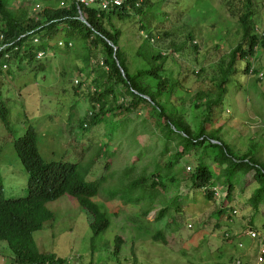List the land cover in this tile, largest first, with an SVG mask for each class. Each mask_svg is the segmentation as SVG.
Returning a JSON list of instances; mask_svg holds the SVG:
<instances>
[{"label":"rangeland","instance_id":"rangeland-1","mask_svg":"<svg viewBox=\"0 0 264 264\" xmlns=\"http://www.w3.org/2000/svg\"><path fill=\"white\" fill-rule=\"evenodd\" d=\"M68 3L8 0L7 9L23 23L40 24L46 22L45 10L68 9ZM126 8L104 26L111 34L119 33L129 72L145 69L147 63L155 64L153 59L163 56V76L172 83L163 101L176 111L175 119L189 128L193 138L201 134L208 141L188 148L176 134L165 142L155 110L143 104L131 111L121 102L127 92L116 79L111 83L115 94L106 93L102 80L112 75L100 63L113 56L95 37L83 43L73 41L69 51L63 48L65 41L58 48L48 47L39 35L32 47L45 46L44 58L22 62L19 67L14 62L10 71H0V102L9 111L8 127L0 119L4 199L27 196L28 174L14 142L31 127L45 163H92L87 182L114 174L94 198L109 218V228L91 241V218L74 199L63 196L48 204L53 220L33 236L40 253L54 255L65 264H235L236 260L257 264L259 242L248 238L246 231L253 228L264 244V202H254L260 183L255 171H236L230 182L225 180L221 173L227 167L218 168L209 144L219 141L237 159L252 160L264 170V46L252 57L236 60L222 102L216 107L210 104L218 96L216 86L231 53L238 46L246 49L244 17L250 35H264V0H149L141 14L129 5ZM63 34L61 29L52 43L63 39ZM142 81L156 86L151 79ZM94 118L100 124L94 125ZM107 164L109 172L104 171ZM201 164L214 171L220 196L215 201H207L193 185L192 176ZM163 166L170 170L151 177ZM137 178V182L145 181L147 190L156 192L151 203L137 202L134 195L120 191L125 186L128 191ZM158 234L164 235L165 242L154 240ZM116 238L122 242L118 256ZM0 264H13V255L3 242Z\"/></svg>","mask_w":264,"mask_h":264},{"label":"trees","instance_id":"trees-1","mask_svg":"<svg viewBox=\"0 0 264 264\" xmlns=\"http://www.w3.org/2000/svg\"><path fill=\"white\" fill-rule=\"evenodd\" d=\"M7 3L8 0H0V21L4 25L3 29H0V35L4 37L3 42L0 43V48L2 49L4 46V53L9 54L10 67L14 62H17L19 67L22 62L35 61L37 50H41L45 46H41L40 43L38 49L32 47V37L41 35L39 37L40 42L45 43L48 47L56 45L58 48L59 43L65 41L63 48L69 51L73 48V41L83 43L90 37H95L105 51L113 56V60H105L104 63L105 69H108L107 74L112 75L111 79L102 80V87H105L106 93L115 94L116 88L111 83L112 79H116L127 92L126 97H123L121 102L129 107L131 111H137L143 104L155 110L159 116L160 132L166 138L165 142L171 140L176 134L181 140V144L185 143L188 148L199 147L208 141V138L201 134L193 138L189 128L184 127L182 123L175 119L176 111L173 108L170 109L167 102L163 101L164 95L168 94L169 89L172 88V83L163 76L165 58L158 56L161 58L160 63L156 64L158 57L154 58L155 64L147 63L145 69L131 74L119 47V33L111 34L104 26V22L109 21L113 16H118L121 11L127 9V5L131 6L136 13H143L144 6L149 3V0H126L123 8L101 15H97L96 11L80 8L85 21L79 19V8L71 3L67 7L68 9L45 10L43 16L46 18V22L40 24L35 23L33 20L23 23L16 13L8 11ZM242 27L246 49L243 46H238L231 53L230 64L226 70L221 72V77L216 86L218 96L210 106L216 107L218 103L222 102L227 93L226 87L235 74L234 64L236 60L244 61L247 57H252L259 47L264 46V35L257 36L248 33L247 17H244ZM58 28L62 29L65 34H63V39L55 44L52 41L60 32ZM75 31L81 36L78 37L77 34H74ZM27 42H29L28 47ZM68 44H71L72 47L69 48ZM139 55L143 56L140 52ZM44 70L43 67L41 71ZM249 70L250 67L247 64L245 71L248 72ZM144 78L151 79L156 84L155 88L145 85L142 81ZM129 108L126 111H129ZM8 112L0 102V119L5 126L8 125ZM93 124L100 123L96 122V118H94ZM203 131L204 129H202ZM209 149L215 155L214 161L218 163V168L220 169L224 165L227 167L221 173V176L224 175V179L229 182L231 181V175L236 171L246 174L255 171V178L260 183V188L255 194L254 202L258 203L260 199L264 202V170L257 163L252 160L247 161V158L244 160L237 159L219 141L210 143ZM14 150L28 174L27 196L16 200H6L0 190V242H5L8 245L14 257L13 264H65L63 259H58L54 255L40 253L33 237L35 233L43 229L46 222L53 220V214L47 207L48 204L63 196L74 199L92 220L89 228L93 236L91 241H93L110 226L109 218L94 202V198L100 195L103 185L114 174L112 172L107 176L103 174L98 180L87 182V175L91 170L92 163L88 164L90 166H84L80 162L75 164L65 162L45 163L38 150L37 133L31 127L27 129L23 137L14 142ZM110 170V165L107 164L104 171L109 172ZM169 170V166L160 167L156 169V174L151 177L158 178L163 172ZM213 176L214 171L203 164L196 168L195 174L192 176L195 189L205 194L207 201L216 200L214 189L218 184L217 180H213ZM137 180L138 178L135 180L136 182L130 183L128 191L126 186L121 188L120 191L134 195L137 202L148 201L151 203L154 201L157 198L156 192L152 189L147 190L146 186L144 187L145 181L143 179L138 182ZM220 183L224 185L225 182ZM118 185L121 186V184ZM230 192L231 186L229 185L226 199ZM226 202L223 205L221 204L219 216L225 211L224 207L228 204ZM163 237V234H158L154 237V240L165 242ZM114 242L115 255L118 256L121 252L122 242L120 238H116Z\"/></svg>","mask_w":264,"mask_h":264},{"label":"built area","instance_id":"built-area-1","mask_svg":"<svg viewBox=\"0 0 264 264\" xmlns=\"http://www.w3.org/2000/svg\"><path fill=\"white\" fill-rule=\"evenodd\" d=\"M71 3L77 6V8H79V14H81L80 8H83V9H87L91 11H96L97 15H101L102 13H108L112 10L123 8L125 6L126 0H70V4ZM36 9H39V6H37ZM0 40L1 42H3L4 40L3 35H0ZM38 42L39 41L37 38L33 40L34 44ZM59 46H62L61 42L59 43ZM68 47L71 48L72 45L68 44ZM0 56L3 58V60H8L10 58L8 53H4V46L2 47V49L0 48ZM44 57H45L44 51H41L37 54L38 60H41ZM100 66L103 67L104 63L101 62ZM3 69H7V66L4 65ZM76 83H79V82L77 81ZM214 192H215L216 198H219L220 196L216 189H214ZM246 236H248V238L250 237L252 240H256L259 242L257 264H263L264 263V244L259 238L258 233L254 229L249 228L246 231ZM235 264H241L240 260H236Z\"/></svg>","mask_w":264,"mask_h":264},{"label":"clouds","instance_id":"clouds-1","mask_svg":"<svg viewBox=\"0 0 264 264\" xmlns=\"http://www.w3.org/2000/svg\"><path fill=\"white\" fill-rule=\"evenodd\" d=\"M69 1V3L68 4H70V0H68ZM80 12H81V14H79V19L80 20H82V21H85V19L84 18H82L83 17V15H82V11L80 10ZM33 38V40L36 38V37H32ZM33 40H32V43H33ZM39 41V40H38ZM34 44V43H33ZM47 50V48L46 49H41V50H37V52H36V59L35 60H37V61H39L38 59H37V54L39 53V52H41V51H46ZM4 65H6L7 66V69H3V66ZM9 66H10V64H9V61L8 60H3V58L0 56V71H2V72H8V71H10V69H9ZM92 116V115H91ZM6 127H8V125L6 126ZM87 127V125H85V128ZM6 200H11V199H6ZM3 243H5V242H3ZM6 244V243H5ZM7 245V244H6ZM7 247H8V245H7ZM9 249V248H8ZM10 250V249H9ZM12 253V252H11ZM13 255V254H12ZM13 263H14V257H13Z\"/></svg>","mask_w":264,"mask_h":264}]
</instances>
